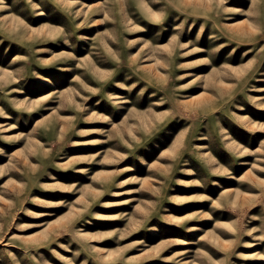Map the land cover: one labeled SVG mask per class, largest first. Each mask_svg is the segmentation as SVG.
Returning a JSON list of instances; mask_svg holds the SVG:
<instances>
[{"label": "rangeland", "instance_id": "rangeland-1", "mask_svg": "<svg viewBox=\"0 0 264 264\" xmlns=\"http://www.w3.org/2000/svg\"><path fill=\"white\" fill-rule=\"evenodd\" d=\"M0 264H264V0H0Z\"/></svg>", "mask_w": 264, "mask_h": 264}]
</instances>
